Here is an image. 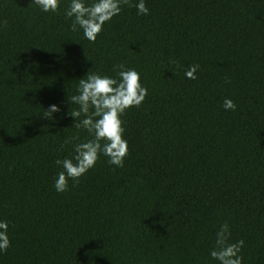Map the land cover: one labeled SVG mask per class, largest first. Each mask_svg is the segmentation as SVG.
Returning <instances> with one entry per match:
<instances>
[{"label":"trees","instance_id":"trees-1","mask_svg":"<svg viewBox=\"0 0 264 264\" xmlns=\"http://www.w3.org/2000/svg\"><path fill=\"white\" fill-rule=\"evenodd\" d=\"M69 3L0 0V264H218L225 222L242 264H264V0H145L147 15L130 0L95 41L73 30ZM119 65L148 89L121 117L124 164L101 155L57 192L55 161L92 138L68 97Z\"/></svg>","mask_w":264,"mask_h":264},{"label":"clouds","instance_id":"clouds-1","mask_svg":"<svg viewBox=\"0 0 264 264\" xmlns=\"http://www.w3.org/2000/svg\"><path fill=\"white\" fill-rule=\"evenodd\" d=\"M43 12L57 11L61 0H31ZM130 0H70L65 9V16L72 18V28L82 30L83 37L95 41L105 23L118 15L121 5ZM137 15L149 13L145 0H135ZM115 76L87 73L78 80L77 94L68 97L70 104L78 108L69 111L74 118V126L84 128L91 134V139L73 145L74 155L57 159L55 164L61 170L57 172L53 187L57 192L66 191L69 181L79 182V178L92 169L101 155L107 157V163L122 167L128 154V141L124 138L121 117L131 107H138L145 100L148 89L142 83L141 74L134 68L119 65ZM199 65H190L184 76L196 79ZM230 82V81H229ZM222 107L235 110V103L225 97ZM61 108L51 104L43 116L56 119L55 113ZM78 117H82L77 120ZM9 221L0 219V252L10 247L8 235ZM229 225L225 222L215 233L214 247L209 255L218 264H242L241 248L243 240L230 242Z\"/></svg>","mask_w":264,"mask_h":264}]
</instances>
